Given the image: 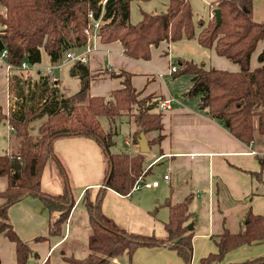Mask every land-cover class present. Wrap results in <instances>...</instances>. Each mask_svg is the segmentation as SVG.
I'll list each match as a JSON object with an SVG mask.
<instances>
[{
	"label": "trees",
	"instance_id": "16d2710c",
	"mask_svg": "<svg viewBox=\"0 0 264 264\" xmlns=\"http://www.w3.org/2000/svg\"><path fill=\"white\" fill-rule=\"evenodd\" d=\"M150 0H0L5 12L0 14V41L7 51V61L13 69L7 78L8 92L15 101L7 113L0 111V122L6 121L12 134L19 139L20 148L15 155L0 154V177L5 187L0 189L4 202L0 205V233L15 245L17 264H29L34 252L7 223V209L28 196L40 198L49 210L61 216L49 225V235H63V224L74 204L63 166L53 151L55 140L72 136L93 139L104 156V173L99 188L91 201L84 192L81 202L89 213V232L85 242L86 253L80 257L65 256L67 264H110L112 258L126 253L129 257L141 246H165L175 249L185 264L192 256V230L187 228L192 214L189 197L178 203L168 198L164 205L168 218L164 223L166 237L129 231L106 217L101 211L104 189L110 188L127 195L134 183L142 177L144 153L110 152L117 131L104 130L100 118L109 122L127 115L129 137L137 143L140 132L148 145L162 139V114L157 110L153 95L138 98L139 92L131 83V73L111 72V77L123 76L122 86L108 96H90V73L87 64L73 63L69 74L79 80V89L70 96H55L57 88L49 86L47 75L24 91L26 78L19 68L22 62L39 64L45 55L50 63L64 60L65 52L81 49L87 42L85 28L99 20L97 34L101 43L119 41L123 54L135 60H148L151 46L162 41L195 40L206 48H214L222 57L238 65L236 71L205 68L188 59H181L183 67L174 72L190 75L191 83L183 93L187 98L199 95V107L211 118L220 120L230 134L249 144L264 138V20L254 21L252 0H218L209 6L221 12L219 25L215 17L194 21L189 0H167L164 11H141L140 19L130 21V3ZM263 47L257 55L260 65L250 69V58L258 42ZM30 82V81H29ZM45 117L36 136L29 134L28 125ZM17 158L18 169L11 165ZM51 160L61 175L63 190L60 194L43 191L40 178L47 160ZM216 252L209 253L198 264L221 261L231 249L264 241V214L248 209L242 228L237 232L223 229L216 235ZM43 264H50L48 261ZM227 264H264V257L246 259Z\"/></svg>",
	"mask_w": 264,
	"mask_h": 264
},
{
	"label": "crops",
	"instance_id": "0c3cea01",
	"mask_svg": "<svg viewBox=\"0 0 264 264\" xmlns=\"http://www.w3.org/2000/svg\"><path fill=\"white\" fill-rule=\"evenodd\" d=\"M217 1L189 0L195 20L210 19L214 6L209 4ZM166 3L167 0L162 2L164 8ZM148 12L160 11L150 9ZM201 13L205 14V19L197 18ZM252 17L256 22L264 20V0H252ZM88 44L92 51L85 63L91 76L87 93L90 96H108L112 90L122 86L123 80V76L111 77L110 71L129 72L131 83L139 92L138 98L148 95L157 98V110L162 114L163 124L162 139L159 143L148 145L149 151L144 153L143 176L138 178L139 182L157 180L158 185L134 187L125 196L105 188L100 207L102 213L129 231L163 238L167 236L164 223L168 218L164 201L168 198L172 203H178L189 197L192 217L188 220L187 228L191 225V229H188L193 234L190 264H198L202 257L216 252L214 240L223 229L237 232L242 228L248 209L255 214H264V138L259 137L249 144L236 139L220 120L211 118L199 107V95L191 98L183 95L190 86V75H187L184 88H179L175 84L177 81L173 82L177 78L173 75L183 67L180 62L183 58L205 68L236 71L238 65L219 56L214 48L203 47L195 40L162 41L151 46L148 60L127 57L119 41L104 44L97 36L91 37ZM262 47L263 42H258L250 58V69L260 65L257 55ZM73 63L65 58L59 63H50L44 55L42 62L31 68L36 69L38 76L49 77V86L57 88L55 96H70L74 93L62 85L60 69L70 67ZM172 66H176L177 70L170 72ZM47 68H51V71L48 72ZM43 70L46 72L43 73ZM28 81L33 85L36 79L29 78ZM7 87L6 69L0 61V110L4 113L10 110L5 93ZM12 99L16 98L12 96ZM165 100H169L168 108H160L159 104ZM107 123L108 127L104 130L111 127L109 121ZM7 125L11 133L10 125ZM124 142L132 151L126 152H140L138 140L135 144L128 136ZM152 146H155L157 153L145 163V156L150 153ZM53 151L63 166L74 199L63 224V235H49V225L61 216V212L49 210L36 196L28 195L7 209L6 222L12 225L19 238L34 252L29 264H43L46 261L50 264H67L63 259L65 256L72 254L80 257L86 253L83 244L89 232V213L81 199L87 192L89 199L94 200L98 189L104 188L100 185L105 170L104 156L93 139L84 136L60 138L54 141ZM164 175L168 178L164 179ZM63 184L54 163L48 159L40 178L41 189L60 194ZM76 187L80 190L77 195L71 191V188ZM3 202L4 199L0 197V205ZM52 256L54 258L51 261ZM257 257H264V241L231 249L221 261L208 264H227ZM0 264H17L15 245L2 233ZM110 264L185 263L175 249L141 246L131 257L124 252L112 258Z\"/></svg>",
	"mask_w": 264,
	"mask_h": 264
},
{
	"label": "rangeland",
	"instance_id": "374dc122",
	"mask_svg": "<svg viewBox=\"0 0 264 264\" xmlns=\"http://www.w3.org/2000/svg\"><path fill=\"white\" fill-rule=\"evenodd\" d=\"M165 1L166 0H150V2L149 1H147V2L133 1V2H131L130 3V21L132 23H135L140 19L141 9L144 11H150V9H156V11H161L162 9H165L164 6H162V2L164 3ZM4 12H5V8L0 6V14H2ZM200 17L205 19V14L201 13L200 16H197V18H200ZM195 19L196 18L194 17V21H196ZM0 26H1V24H0ZM175 63L177 64L176 60H175ZM68 68L69 67L65 66V67L60 69V74H61V78H62L61 82H62V85H64L70 93H75L79 89L78 88L79 87V80L69 74ZM28 69H29V71L26 69L27 71L24 70L23 72H21V74L26 78V83L24 85L25 90H27V88L30 89V87L34 86L31 84L32 82L28 81L29 78H35L36 79L35 82H39V80H40V76H38V74L35 73L36 69H33V68H28ZM45 72L46 71L43 70V73H45ZM176 77L177 78L173 82L177 81V82H175V84H177V86L179 88H184L185 85L187 84V78H188L187 74H179ZM168 78H170V77L168 76ZM49 82H51V81H49ZM5 93L7 95L9 108H11L17 99H14V100L12 99V96L8 92V87H7V92H5ZM11 100H12V103H11ZM0 111H2V110H0ZM44 119H45V117H43L42 119L34 120V121L30 122V124L28 125L29 134L36 136V134L38 133V128ZM100 122H101L104 129H106L108 127V123H107L108 119L107 118H103V117L100 118ZM109 124H111L112 128H114L117 131V133L114 134V136H113L115 143L110 147V150L112 152H123V151L132 152L131 148L127 144H125V142H124V139L126 137H128L129 133H130V124H129V118L127 117V115L118 116V117L114 118L113 121L109 122ZM7 126L8 125L6 122H4V121L0 122V154L9 153V155L11 156V155H15L18 152L21 145H20L19 139L12 134V131L10 133L9 128ZM156 153L157 152L155 150V146H152L150 153L146 154L144 162L147 163V161L152 159V157ZM12 159H14V162H17V158L13 157ZM4 182H5L4 178L0 177V188L4 187ZM78 188L79 187H76L75 189L71 188L72 193L74 192L75 195H77L80 191V190H78ZM91 201H93V200H91ZM82 241H83V239H82ZM84 245H85V242H84L83 246ZM58 252L59 251L55 252L54 254L57 255ZM53 258H54V256H52L50 258L51 261L53 260Z\"/></svg>",
	"mask_w": 264,
	"mask_h": 264
},
{
	"label": "built area",
	"instance_id": "2783aa9c",
	"mask_svg": "<svg viewBox=\"0 0 264 264\" xmlns=\"http://www.w3.org/2000/svg\"><path fill=\"white\" fill-rule=\"evenodd\" d=\"M106 0H101V4H104ZM213 16V13H211V17ZM88 18H89V23L85 28V34L87 35V42L86 44L78 50H69L68 52H65L64 56L65 59L71 60L75 63L78 64H85L88 62L89 60V55L92 51V48H90L88 42L90 41L91 37H97V30L99 27V20H93V14L92 12H88ZM99 37V36H98ZM0 61L2 62L3 66L6 69V77L8 78V76L11 74V71L13 69L12 64L8 63L7 61V51L2 48L0 50ZM32 66L27 64L26 62H22L21 65L19 66L20 69H28L31 68ZM51 68H47V71L50 72ZM176 66H172L170 68V72H174L176 71ZM168 102L169 100H165L162 101L159 104L160 108H168ZM164 179H167L168 176L164 175L163 176ZM158 185V181L157 180H153L151 182H139L138 180L134 183V187H139V186H144V187H152V186H156Z\"/></svg>",
	"mask_w": 264,
	"mask_h": 264
},
{
	"label": "water",
	"instance_id": "95a60500",
	"mask_svg": "<svg viewBox=\"0 0 264 264\" xmlns=\"http://www.w3.org/2000/svg\"><path fill=\"white\" fill-rule=\"evenodd\" d=\"M212 13H213V16L215 17V24L217 26V25H219V23L221 21V12H220V10L218 8H215ZM2 48H3V44L0 41V50ZM138 145H139V151L141 153H145V152L149 151L148 141H147V138H146V136L144 135L143 132H140V134H139ZM11 167L14 168V169H18L19 168V164L14 162L11 165ZM191 227H192L191 225H188L189 229H191Z\"/></svg>",
	"mask_w": 264,
	"mask_h": 264
}]
</instances>
